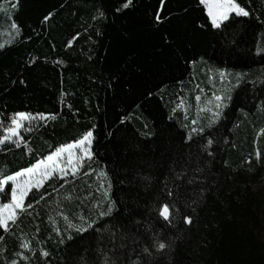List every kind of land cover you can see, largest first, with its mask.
<instances>
[{
    "label": "trees",
    "instance_id": "obj_1",
    "mask_svg": "<svg viewBox=\"0 0 264 264\" xmlns=\"http://www.w3.org/2000/svg\"><path fill=\"white\" fill-rule=\"evenodd\" d=\"M237 2L217 29L199 0H0V137L32 117L0 180L93 134L0 228V264H264V0Z\"/></svg>",
    "mask_w": 264,
    "mask_h": 264
},
{
    "label": "snow or ice",
    "instance_id": "obj_2",
    "mask_svg": "<svg viewBox=\"0 0 264 264\" xmlns=\"http://www.w3.org/2000/svg\"><path fill=\"white\" fill-rule=\"evenodd\" d=\"M164 0H161L163 5ZM199 3L203 5L207 11V16L210 19V26L213 28H221L226 21L229 20L231 14L248 16L249 12L245 7H242L237 0H199ZM132 4V0H125V3L122 5L123 8H128ZM117 11H120L118 8ZM51 15V13L49 14ZM101 15H103L101 13ZM48 17H45L47 20ZM156 19L159 21L161 19L160 15L157 14ZM13 28H16L17 25L13 24ZM225 73L221 72V78L223 79ZM239 75V74H238ZM229 97L224 95L215 96V107L219 109L223 106V102ZM197 100L200 97H196ZM219 111L215 112L213 119L219 116ZM41 118H44V114H39ZM31 114L26 112H19L14 115L11 120V126L4 128L5 135L0 137V143L5 141H10L13 137H20V129L24 127L22 121L31 119ZM195 123V121H193ZM202 130V129H201ZM92 132L88 131L83 134L80 139H77L71 143L64 144L58 147L55 151L51 152L43 159H39L31 167L24 168L21 171H17L12 175H5L3 180H0V191H6L5 185L11 181L13 185L11 187V201L9 203L0 204V228L7 230L9 228L10 222L15 223L19 215L18 210L23 212L26 210V207H31V205H25L24 199L26 194L33 186L39 188L44 180L51 178L52 176L59 173L62 176H67L69 172L75 174L79 171L80 166L84 163L86 159H91L93 153L91 151L92 143ZM23 139V137H20ZM257 155H259L257 153ZM66 156V159L61 161V157ZM104 175H107L104 173ZM171 195V193H169ZM110 204L114 202L110 201ZM112 211V208L109 207L107 212H100L99 216H104L109 214ZM160 215L163 216L165 220H168L171 215L170 205L164 203L160 210ZM83 219V218H81ZM187 223L192 222L191 217H185ZM94 221H88L86 226L82 224L77 228V231L84 232L88 228L92 227ZM70 227H75L70 225ZM71 238V237H69ZM24 248L29 247V243H24L22 245ZM169 247V245L163 240L156 239L152 244V247L144 246L142 251L143 253L148 254L149 256L153 255V249L157 252H161L164 249ZM47 256V252L44 253ZM15 264V262H13ZM105 264H107V259H105Z\"/></svg>",
    "mask_w": 264,
    "mask_h": 264
},
{
    "label": "rangeland",
    "instance_id": "obj_3",
    "mask_svg": "<svg viewBox=\"0 0 264 264\" xmlns=\"http://www.w3.org/2000/svg\"><path fill=\"white\" fill-rule=\"evenodd\" d=\"M61 161H63L64 159H66V156L64 157V156H62L61 158ZM12 185H13V183H12ZM264 189V188H263ZM262 189V190H263ZM264 191V190H263ZM262 191V192H263ZM25 198H26V196H25ZM25 200V199H24ZM11 201V196H10V198L9 199H6V194H4V193H2V191H0V204H4V203H9Z\"/></svg>",
    "mask_w": 264,
    "mask_h": 264
}]
</instances>
